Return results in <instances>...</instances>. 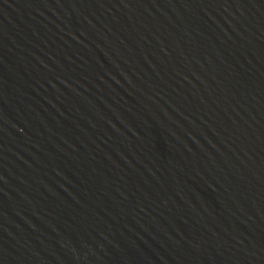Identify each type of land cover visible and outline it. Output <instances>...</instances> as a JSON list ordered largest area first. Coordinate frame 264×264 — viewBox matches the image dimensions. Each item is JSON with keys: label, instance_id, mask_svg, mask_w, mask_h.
I'll use <instances>...</instances> for the list:
<instances>
[{"label": "water", "instance_id": "obj_1", "mask_svg": "<svg viewBox=\"0 0 264 264\" xmlns=\"http://www.w3.org/2000/svg\"><path fill=\"white\" fill-rule=\"evenodd\" d=\"M0 264H264V0H0Z\"/></svg>", "mask_w": 264, "mask_h": 264}]
</instances>
